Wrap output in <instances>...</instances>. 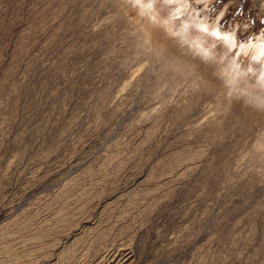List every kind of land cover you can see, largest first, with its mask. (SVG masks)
I'll return each instance as SVG.
<instances>
[{"label":"rangeland","instance_id":"obj_1","mask_svg":"<svg viewBox=\"0 0 264 264\" xmlns=\"http://www.w3.org/2000/svg\"><path fill=\"white\" fill-rule=\"evenodd\" d=\"M205 1L0 0V264H264V1Z\"/></svg>","mask_w":264,"mask_h":264},{"label":"bare ground","instance_id":"obj_2","mask_svg":"<svg viewBox=\"0 0 264 264\" xmlns=\"http://www.w3.org/2000/svg\"><path fill=\"white\" fill-rule=\"evenodd\" d=\"M170 1H177V0H170ZM208 1V0H207ZM205 1V2H207ZM264 1V0H263ZM264 4V3H263ZM200 26V25H199ZM203 28L205 29H208V27L206 25H201ZM200 26V27H201ZM214 32L217 33V35H221L219 34V31L218 29H215ZM227 39L229 40V45H234V40L231 38V37H228L227 36ZM262 39V38H261ZM246 47V46H243L242 49ZM248 48H250L251 46H247ZM254 49H255V54L253 55V57H255L256 59H263L264 58V39H262L261 41H258L254 44ZM245 50V49H244ZM241 51V50H240ZM253 51V50H252ZM262 77V76H261ZM264 79V78H263ZM262 80V79H261Z\"/></svg>","mask_w":264,"mask_h":264}]
</instances>
